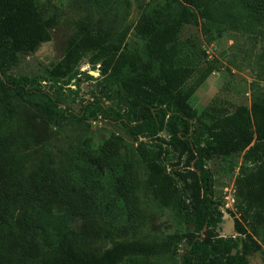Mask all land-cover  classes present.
<instances>
[{"label": "trees", "instance_id": "obj_1", "mask_svg": "<svg viewBox=\"0 0 264 264\" xmlns=\"http://www.w3.org/2000/svg\"><path fill=\"white\" fill-rule=\"evenodd\" d=\"M221 3L170 0L166 7L153 8L136 24L141 43L133 49L123 47L128 32L114 40L81 24L69 39L64 58L47 69L52 84L45 88L40 81L9 74V70L19 62L21 52H35L51 40V28L59 21L57 10L38 0H0V264H120L136 255L168 254L183 240L187 241L184 264H250L248 255L260 250L261 244L241 218L250 219L254 232H264V88L251 105L241 104L222 114L214 111L215 100L212 109H207L210 112L198 115L190 98L215 66L188 62L191 55L196 56V49L181 38L188 24L201 20L205 29L216 22ZM246 8L254 20H261L264 0H246ZM89 52L94 65L100 61L105 84L101 95L85 100L75 112L67 103L69 96L51 89L68 75L91 77L77 69ZM203 53L206 56V50ZM196 72L198 78L186 87ZM79 82L77 88L70 87L76 94L83 91ZM11 91L23 100L38 101L50 123L69 117L78 121L101 117L121 123L139 140L138 157L147 167L145 183L154 197L193 228L151 242L118 238L119 228L112 220L103 219L91 203L57 184L51 175L48 147L33 174V200L21 203L24 192L19 186L29 154L9 153L10 146L21 141L6 128ZM107 100L116 103L109 105ZM163 131L169 133L168 139L161 136ZM116 151L92 156L86 166L91 176H79L81 185H75V191L88 185L99 188L100 179L92 174L103 173ZM239 152L245 154L235 181L238 235L222 236L217 229L224 214L215 198V179L208 161ZM123 166L126 172L118 188L126 187L121 191L124 197L135 192L139 182L133 178L135 160ZM56 207L61 210L58 215L53 213ZM73 213L82 217L75 228L61 216ZM97 240L112 245L98 252L93 248Z\"/></svg>", "mask_w": 264, "mask_h": 264}, {"label": "rangeland", "instance_id": "obj_2", "mask_svg": "<svg viewBox=\"0 0 264 264\" xmlns=\"http://www.w3.org/2000/svg\"><path fill=\"white\" fill-rule=\"evenodd\" d=\"M38 1L40 4L51 3L57 10L59 21L51 28V40L43 42L35 52H21L19 62L9 70V74L29 76L40 81L45 88L52 84L47 69L53 68L64 58L68 41L78 32L81 24L114 40L128 32L123 47L133 49L141 43L136 33V24L141 16L155 7H166L170 3V0ZM219 8L216 22L207 24L204 29L200 20L197 24L186 25L181 33V38L193 43L196 49L197 57L191 55L188 62L215 66L213 73L190 98L191 107L198 115H202L205 110L210 112L207 109H212L215 100L214 111L222 114L232 112L241 104L251 105L264 88V14L261 20H254L252 11L246 8V0H222ZM203 50H206V56ZM92 58L93 54L87 53L77 66V69L91 74V77L68 75L51 89V92L63 91L65 98L69 96L67 103L75 112L81 110L85 100L101 95L105 84L98 68L100 61L94 65ZM198 76V72L194 73L186 87ZM78 80L83 88L80 94L70 90V87L77 88ZM11 94V104L6 109L9 114L6 128H9L8 132L20 136L21 141L13 143L9 153L29 154L19 186L24 192L21 203L27 204L33 200V174L48 147L51 175L55 176L57 184L91 203L101 212L100 217L103 219L112 220L119 228L118 238L151 242L193 228L192 224L182 222L171 209L161 205L154 197L152 189L145 183L147 167L138 157L139 140L130 136L121 123L101 117L83 121L69 117L60 123H50L43 116L38 101L23 100L12 91ZM106 103L115 105L116 100H107ZM161 136L168 139L169 133L163 131ZM115 148L117 151L111 155L112 164L107 165L103 173L92 174L100 179L99 188L88 185L75 191L74 188L80 184L79 176H91V170L86 167L92 162L91 157ZM244 154L239 152L226 157L217 156L208 161L215 179V198L224 214L217 229L222 236L238 235L234 223L236 201L229 199V195L235 196L237 200L235 181L244 162ZM128 160H135L133 178L138 180L139 185L135 192L123 197L121 191L126 187L118 188V185L126 172L123 165ZM103 194L104 198L101 197ZM53 213L58 215L61 210L58 212L56 207ZM61 216L73 228L82 220L81 215L75 213ZM241 220L261 244L260 250L248 255L249 263L264 264V232H254L250 219ZM111 245L108 240H97L93 248L101 252ZM186 248L187 241L183 240L168 254L136 255L125 258L120 264H184L182 254Z\"/></svg>", "mask_w": 264, "mask_h": 264}, {"label": "built area", "instance_id": "obj_3", "mask_svg": "<svg viewBox=\"0 0 264 264\" xmlns=\"http://www.w3.org/2000/svg\"><path fill=\"white\" fill-rule=\"evenodd\" d=\"M235 191H236V190H235ZM229 199H232L233 202L236 201L235 196L233 197V195H229ZM230 204H231V203H230Z\"/></svg>", "mask_w": 264, "mask_h": 264}, {"label": "water", "instance_id": "obj_4", "mask_svg": "<svg viewBox=\"0 0 264 264\" xmlns=\"http://www.w3.org/2000/svg\"><path fill=\"white\" fill-rule=\"evenodd\" d=\"M235 223V222H234ZM232 224V226H233V223H231Z\"/></svg>", "mask_w": 264, "mask_h": 264}]
</instances>
